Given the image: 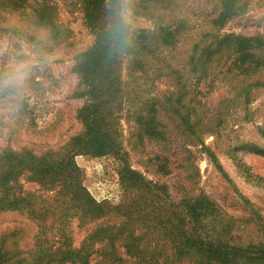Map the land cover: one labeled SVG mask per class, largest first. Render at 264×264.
<instances>
[{"label":"rangeland","instance_id":"374dc122","mask_svg":"<svg viewBox=\"0 0 264 264\" xmlns=\"http://www.w3.org/2000/svg\"><path fill=\"white\" fill-rule=\"evenodd\" d=\"M30 1L35 8L40 4L49 7L54 27L38 23L30 7L16 12L0 10V72L20 62L30 68L22 88L0 91V170L9 169V159L2 158L11 151L28 152L36 157L50 154L47 161L64 159L69 140L84 132L77 114L85 98L81 96L83 86L75 67L80 54L95 41L85 18L84 0ZM121 1L120 13L130 9L127 26L131 31L154 29V19L143 7L136 6L139 0ZM198 1H171V11L161 9L165 13L163 22L172 24L173 10H180L179 16L196 19ZM206 1V14H201L198 21L205 20V26L216 35L264 39V0H247L248 6L220 29L209 22L212 15H217V12L211 13L212 3L219 0ZM117 8L114 4L108 7L109 11ZM191 29L192 33L198 31ZM188 42L186 39L179 43L181 53ZM261 52L263 57L258 64L249 63L251 70L247 76L234 77L238 71L234 69L227 73L233 66V58L226 60L227 55L210 64L212 70L205 82L206 88L200 86L206 93L201 98V105L204 103L201 111L211 124L210 132L202 138L210 156L193 140L191 132L184 133L181 128L184 126L177 129L168 120L164 139L139 134L136 112L140 100L156 92L164 94L171 88L164 82L165 78H159L154 82L158 88L152 91L145 88L140 95L131 92V97L128 99L127 94V100L116 108L124 156L75 157L80 184L98 202L120 204L125 195L118 171L122 161L126 167L162 186L171 211L182 197L203 193L219 211L222 226L229 233L223 236L233 235L234 241L243 245L264 244V155L254 152L255 149L264 151V49ZM127 67L125 61L123 79L127 92L137 89V84L151 83L144 74L141 79L131 76ZM191 121L197 122L194 115ZM15 177L6 183L8 190L0 191V196L16 197L19 201L17 208L0 210V249L6 252L9 264H71L55 261L53 254L80 248L102 222L118 223L120 216L114 210L104 219L84 218L75 206L77 202L70 198L67 188L70 177L51 173L32 176L20 169ZM162 205L164 202L161 208ZM130 227L143 233L145 242L152 243L153 249L161 250V244L157 243L159 237L164 239L163 229L160 232L144 229L133 221ZM101 246L97 242L93 247L96 251ZM91 264L105 263L94 252Z\"/></svg>","mask_w":264,"mask_h":264},{"label":"trees","instance_id":"16d2710c","mask_svg":"<svg viewBox=\"0 0 264 264\" xmlns=\"http://www.w3.org/2000/svg\"><path fill=\"white\" fill-rule=\"evenodd\" d=\"M171 1L174 0L136 2V6L143 7L148 16L154 19L155 27L152 30L131 31L121 21V0H84L87 25L95 36L94 44L80 54L75 67L83 86L81 96L85 98V104L77 114L84 125V132L69 140L65 158L59 161L52 158L47 161L50 154L36 157L28 152L13 151L2 158L3 161L9 159L10 165L9 169L0 170V191L9 189L6 183L16 178L19 169L26 170L32 176L50 173L63 175L70 177L67 185L70 198L77 202L75 206L79 210H76L84 218L104 219L112 210L120 216L118 223L102 222L97 225L80 248L54 253L55 261L91 264L92 254L96 252L102 256L105 264H264V244L243 245L236 243L233 235L223 236V233H229L222 226L219 211L203 193L182 197L171 211L167 203L169 199L163 196L162 186L126 167L122 161L118 171L125 195L120 204L98 202L80 184V169L75 157L124 156L116 108L127 100V94L129 99L132 93L140 95L145 88L150 91L158 88V83L154 82L159 78H165L164 82L170 84L171 88L165 90L164 94L156 92L140 100L141 105L136 112L139 134L164 139L168 120L177 129L184 126L181 127L184 128L183 132H191L193 140L199 142L201 150L210 156V150L202 138L210 132L211 124L201 111L204 105H201V98L206 93L200 89L201 85L206 88L205 82L212 70L210 64L227 55L226 60L233 58V66L228 68L227 73L234 69L238 70L234 77L240 74L247 76L250 75L247 71L251 70L249 63L258 64L263 57L261 50L264 49V39L234 34L218 36L213 29L205 26V20L201 18L199 22V16L206 14V0L198 1L200 8L196 19L179 16L180 10H173L170 14L172 24H165V13L161 9L164 7L171 11ZM113 4L118 6L117 10L109 11L108 7ZM212 5L211 13L217 12V15H212L209 22L220 29L228 19L241 13L248 6V1L219 0ZM28 7L33 8L38 23L54 27L46 4L35 8L30 0H0V10L16 12ZM191 28L198 31L192 33ZM210 36L213 37L208 40ZM186 39L189 40L188 47L181 53L179 43ZM125 61L131 76L141 79L144 74L151 83L147 81L146 86L137 84V89L127 92L123 79ZM193 115L197 121L194 124L191 121ZM254 152L264 155V151L259 149ZM18 202L16 197L8 199L0 196V210L17 208ZM132 221L144 229H157L159 232L163 229L164 239L159 237L157 243L161 244V250L153 249L152 243L145 242L143 233H137L134 227H130ZM97 242L102 246L95 251L93 246ZM120 247L124 250L120 251ZM0 264H9L6 252L1 249Z\"/></svg>","mask_w":264,"mask_h":264},{"label":"clouds","instance_id":"9594fccd","mask_svg":"<svg viewBox=\"0 0 264 264\" xmlns=\"http://www.w3.org/2000/svg\"><path fill=\"white\" fill-rule=\"evenodd\" d=\"M130 15V9L121 11L120 16L123 24L127 25L130 23ZM29 74L30 68L25 62L10 65L7 70L0 72V91L22 88Z\"/></svg>","mask_w":264,"mask_h":264}]
</instances>
